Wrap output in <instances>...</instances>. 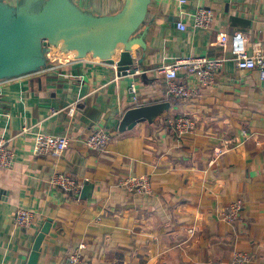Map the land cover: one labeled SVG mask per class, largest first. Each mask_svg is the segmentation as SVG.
Segmentation results:
<instances>
[{"label": "crops", "instance_id": "crops-1", "mask_svg": "<svg viewBox=\"0 0 264 264\" xmlns=\"http://www.w3.org/2000/svg\"><path fill=\"white\" fill-rule=\"evenodd\" d=\"M79 3L109 14L124 0ZM201 6L215 11L208 28L194 25ZM147 23L150 49L137 70L189 55L226 59L197 98L171 96L157 71L117 77L116 65L71 56L0 81V141L16 151L13 167L0 168V264H27L48 219L38 264H67L83 243L81 264H235L238 253L248 255L243 264H264V79L239 68L221 43L241 31L250 54L264 51V0H153ZM163 101L170 110L154 123L119 130L128 109ZM181 115L193 119L194 131L182 135L166 123ZM99 127L113 135L105 150L84 142ZM40 132L72 143L59 154H36ZM55 174L76 179L79 191L53 185ZM141 176L150 177L151 192L123 184ZM87 182L94 188L84 197ZM238 200L242 213L230 223L223 212ZM19 208L35 211L39 223L17 225Z\"/></svg>", "mask_w": 264, "mask_h": 264}, {"label": "water", "instance_id": "water-1", "mask_svg": "<svg viewBox=\"0 0 264 264\" xmlns=\"http://www.w3.org/2000/svg\"><path fill=\"white\" fill-rule=\"evenodd\" d=\"M152 2L124 0L116 12L100 14L79 0H0V81L59 65L61 59H51L53 48L74 59L94 58L116 65L122 74L134 73L150 49L152 27L147 16ZM170 106L163 101L132 107L124 113L119 130L140 121L154 123ZM93 188L87 182L82 196H91ZM51 225L48 219L41 227L27 264H38Z\"/></svg>", "mask_w": 264, "mask_h": 264}, {"label": "built area", "instance_id": "built-area-1", "mask_svg": "<svg viewBox=\"0 0 264 264\" xmlns=\"http://www.w3.org/2000/svg\"><path fill=\"white\" fill-rule=\"evenodd\" d=\"M185 2V0H180ZM215 19V11L212 7L201 6L194 13V25L198 28H208ZM180 29L186 26L182 21L178 22ZM221 43L229 44L233 59L237 62L239 68L257 69L260 77L264 79V51H258L250 54L246 48V37L243 32L236 31L233 34H223ZM223 57L194 56L189 55L176 59L174 62L157 67L154 69L137 70V73H146L150 70L157 71L164 75L168 93L177 98H197L201 94V90L205 85H209L215 80L216 74L223 67L225 62ZM131 73L130 71L128 74ZM118 74L117 77H121ZM183 74L184 79H179ZM131 92L136 93L137 87L135 83L131 84ZM76 108L71 106L69 111L71 114ZM57 112L56 110H53ZM166 123L174 127L179 134H185L194 131L195 122L186 115L177 117H168ZM112 133L105 127H99L94 130L86 139L85 145L94 150H105L112 141ZM72 138L67 135H53L47 133H37L34 141V152L36 154L62 153L70 147ZM16 159V151L9 140L0 141V168L11 169ZM51 183L60 186L67 191L78 192L80 185L76 179L65 174H55L51 178ZM130 190H136L138 193H149L152 186L149 176L130 177L123 182ZM243 204L241 200L234 201L228 205L223 212V219L230 223L236 221L242 213ZM40 221L39 215L27 208H19L14 215V222L28 229L35 227ZM86 244H81L79 250L71 252L67 257V264H81V250ZM248 255L238 253L235 256V264H243Z\"/></svg>", "mask_w": 264, "mask_h": 264}, {"label": "rangeland", "instance_id": "rangeland-1", "mask_svg": "<svg viewBox=\"0 0 264 264\" xmlns=\"http://www.w3.org/2000/svg\"><path fill=\"white\" fill-rule=\"evenodd\" d=\"M53 52L54 53L52 54V57H51L52 60L64 58V57H62L61 54H58L55 51H53ZM58 52H60V51H58Z\"/></svg>", "mask_w": 264, "mask_h": 264}, {"label": "bare ground", "instance_id": "bare-ground-1", "mask_svg": "<svg viewBox=\"0 0 264 264\" xmlns=\"http://www.w3.org/2000/svg\"><path fill=\"white\" fill-rule=\"evenodd\" d=\"M52 51H55L56 53H59V54H61L62 55V57H64V58H66L67 56H71V54L70 53H63V52H58V49H56V48H53V50ZM72 57V56H71ZM70 57V58H71Z\"/></svg>", "mask_w": 264, "mask_h": 264}]
</instances>
